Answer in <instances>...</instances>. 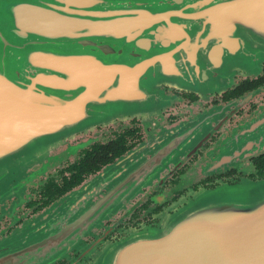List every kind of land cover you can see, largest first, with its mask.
<instances>
[{"label": "water", "instance_id": "water-1", "mask_svg": "<svg viewBox=\"0 0 264 264\" xmlns=\"http://www.w3.org/2000/svg\"><path fill=\"white\" fill-rule=\"evenodd\" d=\"M263 64L264 0H0V200L64 137L158 110L163 85L222 90ZM88 191L34 219L11 258L71 245ZM94 264H264V179L201 188Z\"/></svg>", "mask_w": 264, "mask_h": 264}, {"label": "flooded vegetation", "instance_id": "flooded-vegetation-1", "mask_svg": "<svg viewBox=\"0 0 264 264\" xmlns=\"http://www.w3.org/2000/svg\"><path fill=\"white\" fill-rule=\"evenodd\" d=\"M162 89L168 98L158 113L85 127L25 170L19 188L0 200L4 264H40V251L11 258L29 242L25 230L86 187L88 227L65 249L55 247L48 264H94L132 230L160 226L201 188L264 179V64L222 90Z\"/></svg>", "mask_w": 264, "mask_h": 264}, {"label": "rangeland", "instance_id": "rangeland-1", "mask_svg": "<svg viewBox=\"0 0 264 264\" xmlns=\"http://www.w3.org/2000/svg\"><path fill=\"white\" fill-rule=\"evenodd\" d=\"M165 94H166V92H165ZM167 98H168V96H167V94H166V98H165V100H164V102H163V105H161V107L158 109V110H156V111H153V112H151V113H147V114H141L142 116H147V115H151V114H155V113H158L164 106H165V104H166V101H167ZM30 167V166H29ZM165 216V215H164ZM164 216H163V219H164ZM163 221V220H162ZM156 227H158V226H156Z\"/></svg>", "mask_w": 264, "mask_h": 264}]
</instances>
